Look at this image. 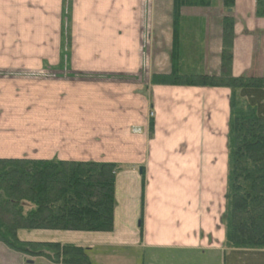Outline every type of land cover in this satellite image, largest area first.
Listing matches in <instances>:
<instances>
[{
  "label": "crops",
  "instance_id": "obj_1",
  "mask_svg": "<svg viewBox=\"0 0 264 264\" xmlns=\"http://www.w3.org/2000/svg\"><path fill=\"white\" fill-rule=\"evenodd\" d=\"M66 1L0 0V13L3 9L12 15L25 4L29 19L44 15L60 20ZM173 1L68 0L72 24L67 31L61 21L44 28V57L38 59L54 71L56 80L44 86L52 95L43 108V121L38 123L42 128L40 139H32V132L29 143L15 142L21 147L0 151V158L115 163L120 170L116 173L114 219L119 196L132 194L135 189L142 208L145 247L230 251L236 252L235 256L240 251L243 263L249 258V264H264V250L225 245L221 217L227 193L230 90L153 82L154 75H169L173 65L182 75H190L191 69L205 75L222 71L223 41L215 46L214 69L207 64L212 54L206 28L204 41L195 50L187 46L188 37L180 35L178 28H171L167 34V54L160 49L153 25L158 11L153 3L161 2V8L163 2ZM239 2L251 5L241 12L247 23L242 22L238 28L234 25L232 73L264 77V58L261 56L260 64L254 59L264 45V5L259 7L258 0H235V10ZM185 17L188 26L194 25L193 16ZM147 19L152 23L149 45L145 41ZM217 28L216 36L222 39L223 26L217 24L214 32ZM63 33L69 34L70 42H62ZM174 39L175 50L171 48ZM150 112H154L153 117ZM31 144L33 152L29 155ZM41 231L73 235L76 239L69 242L89 247L93 264L113 245L111 232L95 233V242H78L83 240L78 239L82 231ZM19 237L23 240L22 232ZM93 248L100 252L91 257Z\"/></svg>",
  "mask_w": 264,
  "mask_h": 264
},
{
  "label": "trees",
  "instance_id": "obj_2",
  "mask_svg": "<svg viewBox=\"0 0 264 264\" xmlns=\"http://www.w3.org/2000/svg\"><path fill=\"white\" fill-rule=\"evenodd\" d=\"M222 1L227 7L235 4ZM173 2L176 14L182 7L212 5L211 0ZM258 5L262 7L264 0ZM234 22L228 16L223 19L219 75H182L173 65L169 75H154L153 82L230 90L227 193L221 223L229 247L264 250V115L250 103L253 93L242 92L264 90V77L233 75ZM119 170L115 163L0 158V243L26 257L40 256L56 264H93L84 246L23 241L19 232L113 231Z\"/></svg>",
  "mask_w": 264,
  "mask_h": 264
},
{
  "label": "rangeland",
  "instance_id": "obj_3",
  "mask_svg": "<svg viewBox=\"0 0 264 264\" xmlns=\"http://www.w3.org/2000/svg\"><path fill=\"white\" fill-rule=\"evenodd\" d=\"M211 2L212 5L210 6L182 7L178 14L174 11V2H163L161 8H159L161 2L153 3L158 11L157 16L153 18V25L156 29V38L158 39L160 49L164 50L167 54V34L171 31V28H173L174 31L178 28L180 29V35L183 33L187 35V46L195 50L199 44L203 43L202 34H205L204 29L206 28L207 36L210 35L209 44L212 54L207 60V64L214 69L215 46L220 42L222 44L223 41V33L222 39H219L218 36H216V34L218 35L219 33L218 28L217 31L214 32L217 24L223 26L224 17L220 19L219 13L223 16L229 15L235 21L234 25L238 28L241 27L242 22L247 23L248 19L241 18V12L245 8H249L251 4L248 2H239L240 6L235 10V5L227 7L223 4L222 0H211ZM22 5L26 7L25 4ZM24 7L21 6L18 9L16 8L17 10L14 11L12 15H7L8 13L3 9L0 13V151L3 152H11L15 148L19 149L21 146L14 145L15 142L23 144L29 143L32 132L34 133L32 139H40L42 128L40 129L38 123H42L43 108L48 105L50 95H52L49 89L44 88V86L49 84L47 86L49 87L53 81L56 80L54 71H52L49 66L42 65L38 59L44 57V28L48 24H50L49 26L59 25L61 21L60 25H62L64 31H67V28L72 24L70 16L71 7L68 0L65 3V15L60 20L54 19V17L46 18L44 15H38L34 19H29L26 16L27 13H25ZM185 16H193L194 25L188 26L189 22ZM49 19H51V21L47 22ZM146 24L148 26V32L145 41L146 45H149L150 42L147 41V39L149 34H151L149 29L152 28L150 27L152 23L150 24L149 19H147ZM246 26L247 25H244V27ZM31 30H33V32ZM62 35L64 36L62 42L65 43L69 34L63 33ZM150 39H152L151 36ZM67 40L70 42L69 39ZM181 40L182 39H180L178 43L179 46ZM175 43L176 39L173 41V46L170 45L171 48H175ZM150 45L152 46L151 49H153V41H151ZM262 49L263 50H258L260 53L256 52L254 54V59L258 64H260L262 58H264V45ZM192 67L195 69L193 63H191V68ZM184 70H186L185 67ZM188 74L201 75L196 69L194 71L191 69ZM212 74L219 75L217 72ZM243 75L245 77H250L247 74ZM242 92H248L249 94L253 93L251 96H248L250 100L252 99L250 103L258 107L259 114L264 115L263 92H258L257 90L251 92L247 91V89H243ZM27 123H30V125L34 124V127H29ZM13 138L14 140H12ZM32 149L33 147L31 144V147L28 148L29 155L32 154ZM127 197L129 199H127ZM119 203V206L116 208L114 219L117 229L114 223L113 232L111 231L110 233V241L113 242V245L110 244V252H101L97 264L250 263L249 258H247V262L243 263L244 260L240 259V257H242L240 251L238 252L240 255L237 254V256H235L236 252L230 253V251H226V254H224L222 251L216 250H206V252H204V250L190 251L172 248L162 251L163 248H147L144 246L142 240L144 233L143 228H140L141 220L143 221V218L141 219L140 216V214H142V208L138 206L139 196L135 189L132 191V194L120 195ZM126 209H129V211ZM20 232H22L23 241L27 239L31 240L30 242H64V244H73V242H69L70 238L76 239L73 235L64 232L60 234H46L47 232L41 230ZM95 233L97 232H84L81 234V238H78L83 240H79L78 242H95L97 240V234ZM81 246L87 249L89 248L85 245ZM226 247L229 246L226 245ZM90 250L91 257L95 256L97 252H100L99 248H93V251L92 249ZM244 254L246 255V253ZM252 258V260L256 259L255 257ZM261 262H263V259ZM0 264H48V261L44 258H40V256L31 255L26 257L24 254L11 250L3 243H0Z\"/></svg>",
  "mask_w": 264,
  "mask_h": 264
}]
</instances>
